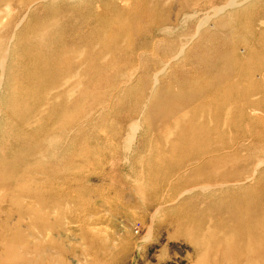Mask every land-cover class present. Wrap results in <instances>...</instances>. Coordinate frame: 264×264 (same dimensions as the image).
<instances>
[{"label":"rangeland","instance_id":"obj_1","mask_svg":"<svg viewBox=\"0 0 264 264\" xmlns=\"http://www.w3.org/2000/svg\"><path fill=\"white\" fill-rule=\"evenodd\" d=\"M0 264H264V0H0Z\"/></svg>","mask_w":264,"mask_h":264}]
</instances>
